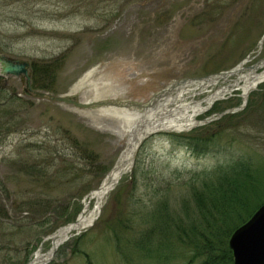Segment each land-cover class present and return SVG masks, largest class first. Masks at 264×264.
I'll return each mask as SVG.
<instances>
[{
	"label": "rangeland",
	"instance_id": "obj_1",
	"mask_svg": "<svg viewBox=\"0 0 264 264\" xmlns=\"http://www.w3.org/2000/svg\"><path fill=\"white\" fill-rule=\"evenodd\" d=\"M0 54L28 62L30 76L0 71V178L7 186L0 202L10 216L0 220V264L47 254L51 235L84 212L92 225L45 264H200L176 225L199 220L194 191L239 160L260 180L253 204H264V82L240 108L242 85L264 71V0H0ZM240 64L245 69L187 93L185 101H202L230 89L190 128L150 134L99 207L90 193L127 141L120 119L86 102L93 88L147 101L173 81ZM176 92L160 102L174 107ZM157 214L159 223L168 220L160 263L138 244Z\"/></svg>",
	"mask_w": 264,
	"mask_h": 264
},
{
	"label": "trees",
	"instance_id": "obj_2",
	"mask_svg": "<svg viewBox=\"0 0 264 264\" xmlns=\"http://www.w3.org/2000/svg\"><path fill=\"white\" fill-rule=\"evenodd\" d=\"M1 91L3 88H0V93ZM188 142L193 146L189 139ZM201 146H204L203 141ZM233 164L234 166H228L217 175L218 183L207 184L204 189L194 191L199 220L191 224L181 222L176 225L178 239L188 243V247L195 251L194 256L201 259L200 264L231 263L234 258L228 243L229 237L235 228L243 224L261 205L253 204L252 198L259 195L260 180L251 172V163L248 160H239ZM3 188L7 189V186L0 178V189ZM153 217L151 218L155 225L143 232L138 244L140 249L160 263L157 248L166 246L165 243L160 244V240L164 235L163 230L168 227V220L159 223V215ZM7 218L10 219L9 209L6 204L0 202V220L4 222ZM88 262L93 264L90 258Z\"/></svg>",
	"mask_w": 264,
	"mask_h": 264
},
{
	"label": "bare ground",
	"instance_id": "obj_3",
	"mask_svg": "<svg viewBox=\"0 0 264 264\" xmlns=\"http://www.w3.org/2000/svg\"><path fill=\"white\" fill-rule=\"evenodd\" d=\"M91 74L92 72H88L80 80V83L75 87V90L79 89L80 85H83L88 80H90ZM217 80L218 79H216L215 81H208L207 79H204L201 81H193L191 83H186L179 86L177 85L179 88L177 89L176 94H172L170 98L172 100L180 98V102L176 103L174 107H169L168 104L161 103L160 98L156 96L155 100L157 103L155 108H152L148 111L136 110L133 108L125 107H113L111 103L107 100V97H104L101 90L98 89V86L94 87L93 96L86 98V102L90 101L93 106L101 105L102 108L99 109V112L121 120V132L125 136L127 146L118 160L117 169L109 173V175L104 180L103 186L100 190L94 193L93 197H95L98 202L100 199L102 200L103 197H105L114 188V185L116 184L117 179H119L121 174L129 170L137 153L135 152V149L138 140L142 136L156 129H188L196 123L197 115L208 109V105H210L211 102L224 97L226 92L230 90L229 86H224L222 88L217 89L215 92L211 93L202 101H185L187 98V93L192 91L193 87L196 86L207 88L208 85L216 83ZM261 82H264V71L262 73H259L257 75L254 74L253 76L247 78L246 82L242 85L244 93L249 91L255 85L260 84ZM193 83L195 84L193 85ZM86 102L83 104H86ZM91 225L92 218L88 217L85 212L82 213L80 217L81 230H84L90 227ZM73 232V230L68 231L65 229L60 231V233L64 235H70ZM47 256L49 255L42 254L40 251H37L33 258L38 261L44 259L43 257L46 258Z\"/></svg>",
	"mask_w": 264,
	"mask_h": 264
},
{
	"label": "water",
	"instance_id": "obj_4",
	"mask_svg": "<svg viewBox=\"0 0 264 264\" xmlns=\"http://www.w3.org/2000/svg\"><path fill=\"white\" fill-rule=\"evenodd\" d=\"M0 64H1V73L3 75H16L19 76L20 74H25L27 77L30 78L28 74V69L27 65L28 62L26 61H21V60H13L9 57H7L4 54H0ZM242 64V63H241ZM240 65L226 70L222 71L219 73H214V74H209L206 77H194V78H184L175 81L172 83L167 89L163 90L161 93H168L170 90H172L174 87L177 85L181 84H186V83H191L193 81H201L204 79H207L208 81H215L216 79H227L230 75L236 74L239 71L245 69V67H242ZM259 67V65L254 66V68ZM257 75V74H255ZM253 76V75H252ZM251 77V76H249ZM257 85L252 87L249 91L246 93H243L244 95V104L240 106V108L245 106V103H247L249 99V93L251 90L255 89ZM160 93H158L159 95ZM61 100L65 101H70L67 98H59ZM79 106H83L84 104L81 102H76ZM112 104H118L119 106H146V104H142L139 102H122L119 99H114L112 101ZM212 104V102H211ZM210 104V105H211ZM91 105V104H89ZM235 108H230L225 110L223 113L219 114L218 116H222L223 114L233 112L235 111ZM215 118V116H211L208 118L207 121H211ZM158 131H161V129H158ZM156 132V131H154ZM151 133H147L145 136H143L141 139L138 141V145L136 150L140 147L141 143L148 137ZM136 152V151H135ZM117 169V165L113 168V171ZM104 184V183H103ZM103 184L93 190L90 193L91 198L94 196V193L98 190L101 189ZM102 205V200H99V207ZM81 217V216H80ZM80 217L75 220L74 222H71L65 226H62L59 228L55 233L51 235L52 237V248L50 251L47 253L49 256L46 258L43 257L44 259L42 260H35L34 258L30 259L27 263L25 264H45L48 261H50L53 256L55 255L58 247L60 244L63 242L67 241L72 235H76L81 232V226H80ZM95 218L92 219V223ZM76 230L75 233L70 234V235H64L61 234V230ZM229 246L233 251V257H234V264H264V204L261 205L256 212L251 216V218L243 223L241 226H239L231 235L230 240H229Z\"/></svg>",
	"mask_w": 264,
	"mask_h": 264
}]
</instances>
